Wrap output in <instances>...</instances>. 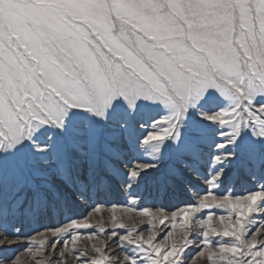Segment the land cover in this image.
Masks as SVG:
<instances>
[{
  "label": "snow or ice",
  "instance_id": "obj_1",
  "mask_svg": "<svg viewBox=\"0 0 264 264\" xmlns=\"http://www.w3.org/2000/svg\"><path fill=\"white\" fill-rule=\"evenodd\" d=\"M85 206L146 227L76 264H264V0H0V230Z\"/></svg>",
  "mask_w": 264,
  "mask_h": 264
},
{
  "label": "rangeland",
  "instance_id": "obj_2",
  "mask_svg": "<svg viewBox=\"0 0 264 264\" xmlns=\"http://www.w3.org/2000/svg\"><path fill=\"white\" fill-rule=\"evenodd\" d=\"M249 185L242 183H236L233 191L235 193H240L246 190ZM122 197H114L108 201V203H123ZM185 202V198L180 200L163 201L157 202V205L153 207L162 206L165 209L172 210L179 203ZM151 203V202H150ZM207 211V210H205ZM211 211H218L217 209H212ZM203 212L197 213L196 216L202 215ZM168 215V212L165 213ZM82 216H87L86 222L91 225L87 229H73L67 223L66 217H51L41 220L39 222H25L20 226V231L17 233L11 227L7 231L0 230V258H15L16 264H51L54 260H62L65 264H76V258L72 254L73 248L71 242H69L68 247L63 249L65 255L64 257L59 256V252L62 250L63 239L65 236L73 233H87V232H97L98 229L103 228V232H99L98 235L91 238L81 236V239L76 243V250H85L89 256H95L96 254L92 250V245L96 244L99 247H103L102 239L107 238L108 243L111 244L115 241V237H108V231L122 232L124 229L117 227L119 223H123L126 228L140 229L146 227L139 212L133 211L128 212L125 208H116L115 213H113L110 207H101L99 212L91 211V209L85 206L84 209L79 210L73 214V219L77 222H85L79 218ZM115 216V222H114ZM171 217L169 216V219ZM213 224L219 227L218 219L214 216ZM61 227L67 228V232H45L44 229H60ZM157 229L163 230L162 226L157 222ZM192 233L201 231V228L196 222L195 216L192 218ZM39 233V234H37ZM180 230L177 229L174 233L173 238L179 241ZM19 236L21 239H16ZM30 238V239H29ZM191 238V237H190ZM44 239L46 243L43 246V250H40V246L34 241ZM53 240H59L54 249H51V243ZM171 241L169 240V243ZM31 245L32 251H24ZM116 251H120L119 248ZM197 264H200L199 258Z\"/></svg>",
  "mask_w": 264,
  "mask_h": 264
}]
</instances>
